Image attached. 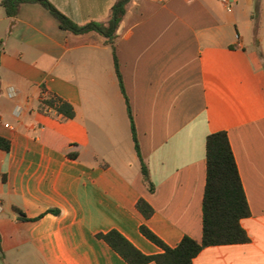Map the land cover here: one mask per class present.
<instances>
[{"label": "crops", "instance_id": "obj_1", "mask_svg": "<svg viewBox=\"0 0 264 264\" xmlns=\"http://www.w3.org/2000/svg\"><path fill=\"white\" fill-rule=\"evenodd\" d=\"M46 1L86 26L106 24L118 0ZM2 2L0 138L11 148L0 149V264H128L97 238L112 230L162 254L142 225L171 248L202 242L206 140L221 131L250 206V242L208 247L194 264H264V0H238L231 13L218 0H132L113 45L63 30L40 3L9 17ZM44 89L76 117L42 113Z\"/></svg>", "mask_w": 264, "mask_h": 264}, {"label": "trees", "instance_id": "obj_2", "mask_svg": "<svg viewBox=\"0 0 264 264\" xmlns=\"http://www.w3.org/2000/svg\"><path fill=\"white\" fill-rule=\"evenodd\" d=\"M131 1L118 0L111 10L110 19L106 24L93 22L86 26L75 24L46 0H3L1 6L9 17H16L22 3H40L51 12L63 30L74 34L95 32L113 45L117 30L127 13ZM114 57L120 86L122 91L125 92L116 54ZM127 106L135 149L141 161L142 175L148 184L149 190L154 192L155 185L151 182L149 168L142 158L135 122L128 100ZM40 111L45 114L56 113L67 120L76 117V111L72 104L55 94H48L45 89L40 102ZM10 148V142L0 138V149L9 152ZM206 158L207 181L203 200L202 242L185 237L178 246L171 248L146 225H142V234L164 251L160 255L148 256L137 249L117 230L98 234L97 238L106 242L128 264H150L153 262L156 264H194L195 258L208 247L249 243L250 238L241 222L251 216V210L227 132L221 131L207 137ZM137 210L146 220L152 218L155 213L153 207L143 199L137 203ZM15 211L18 212L21 220H28L21 210L15 209ZM51 212L58 214L57 211ZM0 253L3 254L1 246Z\"/></svg>", "mask_w": 264, "mask_h": 264}, {"label": "built area", "instance_id": "obj_3", "mask_svg": "<svg viewBox=\"0 0 264 264\" xmlns=\"http://www.w3.org/2000/svg\"><path fill=\"white\" fill-rule=\"evenodd\" d=\"M222 7L229 13L233 12L238 0H218Z\"/></svg>", "mask_w": 264, "mask_h": 264}, {"label": "rangeland", "instance_id": "obj_4", "mask_svg": "<svg viewBox=\"0 0 264 264\" xmlns=\"http://www.w3.org/2000/svg\"><path fill=\"white\" fill-rule=\"evenodd\" d=\"M117 138L123 143V137L121 135L119 137L117 136Z\"/></svg>", "mask_w": 264, "mask_h": 264}]
</instances>
